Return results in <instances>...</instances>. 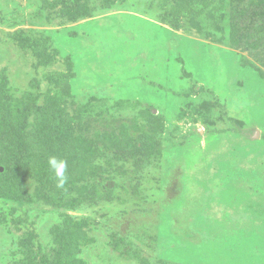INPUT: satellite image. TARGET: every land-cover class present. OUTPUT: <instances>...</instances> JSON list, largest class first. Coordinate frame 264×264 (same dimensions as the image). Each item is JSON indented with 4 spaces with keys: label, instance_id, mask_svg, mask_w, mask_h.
<instances>
[{
    "label": "rangeland",
    "instance_id": "obj_1",
    "mask_svg": "<svg viewBox=\"0 0 264 264\" xmlns=\"http://www.w3.org/2000/svg\"><path fill=\"white\" fill-rule=\"evenodd\" d=\"M54 1L0 0V90L35 105L21 183L59 189L37 158H85L72 175L99 197L56 208L0 187V264L49 254L66 215L88 219L84 264H264V20L214 0L175 28L163 0H87L72 21Z\"/></svg>",
    "mask_w": 264,
    "mask_h": 264
},
{
    "label": "trees",
    "instance_id": "obj_2",
    "mask_svg": "<svg viewBox=\"0 0 264 264\" xmlns=\"http://www.w3.org/2000/svg\"><path fill=\"white\" fill-rule=\"evenodd\" d=\"M213 1L214 0H163L162 8L164 9V13L160 14L159 17L162 21H167L170 25L177 28L176 23H178V18L185 16L194 20L199 10L207 9L209 7L211 8ZM245 1L246 0H230V4L233 7V13L237 14V16H258V21H263L264 0ZM55 4H62V15L70 18L72 21H75L89 13L87 0H57V2H49V5H52V7H54ZM259 6L260 9L257 11L255 8ZM192 24L197 27L199 26L198 23ZM15 39L19 40L17 35L15 36ZM26 40L28 41V38H26ZM168 63H170L168 59L159 62V64H163V66ZM163 66L159 65L158 68H162ZM6 89L7 88L0 90V127L3 128V132L0 135V145L6 150L0 158V166L4 167V171L0 173V187L2 195L6 194V197L10 198V200L16 199V195H20L22 199L25 198V201H35V198H41V200L43 199V201L47 204L56 208L69 209L74 208L78 203L76 199L72 198L74 194L90 199L99 197L94 193V191L89 190L86 186L78 185V182H81L83 177L74 178L72 175L74 170L73 165H77L79 161L80 164L84 165L85 158H68L70 159V164H68V181L63 187H59V189H54L48 192L46 187H38L35 191V196H31L21 182L26 175L25 171L30 167V165L37 163H34V158H29L32 151H30L31 144L29 136L26 132L25 124L29 115L32 114V109H34L35 105H31L32 99L28 104L26 103L25 106H23L20 102L22 107V110L20 111L15 104H12L13 99L11 95L7 93L8 90ZM26 100L28 101V98ZM33 100L35 101V99ZM20 101L23 102L24 100L20 99ZM51 102H54V100L51 99ZM13 108L17 109L15 111L17 114L12 112L14 111L12 110ZM51 112H53V109H46L45 112H42L43 114L41 117L43 119H48V115ZM59 114L60 113H58L55 120L48 123L50 124V127L48 125L47 129L49 128L52 130L59 127L58 121L61 119ZM61 131L63 132V130ZM68 134V139L72 138L70 135L71 133ZM143 135L147 136L145 134ZM60 143H62L61 139L59 141V144ZM119 151L121 156L125 158H140L141 156L140 152L135 150L132 145H128L127 147L119 146ZM77 152L79 153L77 150L74 151L73 155L78 156ZM37 159H42L44 163L48 160V158ZM71 166L73 167L71 168ZM9 183L11 184L9 185ZM98 193L100 192L98 191ZM105 196L107 195L100 193V197ZM85 226H88V219H74L69 215L64 216L61 224L55 226L53 229V239L55 245L49 254L36 256L34 252L27 250L23 252L25 258L18 261V264H84V261L79 257L80 249L83 245L90 242L88 236L86 235V230L84 229Z\"/></svg>",
    "mask_w": 264,
    "mask_h": 264
},
{
    "label": "clouds",
    "instance_id": "obj_3",
    "mask_svg": "<svg viewBox=\"0 0 264 264\" xmlns=\"http://www.w3.org/2000/svg\"><path fill=\"white\" fill-rule=\"evenodd\" d=\"M48 169L57 180L58 187H63L68 181V162L66 159L51 155L47 160Z\"/></svg>",
    "mask_w": 264,
    "mask_h": 264
},
{
    "label": "water",
    "instance_id": "obj_4",
    "mask_svg": "<svg viewBox=\"0 0 264 264\" xmlns=\"http://www.w3.org/2000/svg\"><path fill=\"white\" fill-rule=\"evenodd\" d=\"M0 172H3V168L0 169Z\"/></svg>",
    "mask_w": 264,
    "mask_h": 264
}]
</instances>
